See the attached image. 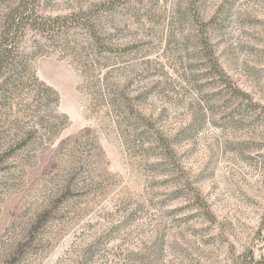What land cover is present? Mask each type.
Here are the masks:
<instances>
[{"label":"rangeland","instance_id":"1","mask_svg":"<svg viewBox=\"0 0 264 264\" xmlns=\"http://www.w3.org/2000/svg\"><path fill=\"white\" fill-rule=\"evenodd\" d=\"M180 1L40 0L39 22L74 21L27 29V70L0 90V264H245L264 252V0H206L205 16L226 9L222 79L188 53ZM14 2L0 0V29Z\"/></svg>","mask_w":264,"mask_h":264},{"label":"trees","instance_id":"2","mask_svg":"<svg viewBox=\"0 0 264 264\" xmlns=\"http://www.w3.org/2000/svg\"><path fill=\"white\" fill-rule=\"evenodd\" d=\"M178 9V17L180 22L189 25V32L185 35L186 42L191 49L190 55L195 56V60L204 61L209 69L210 74L214 77L225 78L224 71L217 56L215 34L217 33L218 21H224L226 9L224 3L218 5V9L212 16H205L206 0H182ZM40 4V0H15L14 6L9 10L6 20L0 29V90L4 93H14L11 76L23 73L27 70L25 65L26 56L20 52L19 45L26 34L27 29L43 31L44 28L59 32L67 30L73 24L74 18L55 17L53 19H45L38 21L37 12L35 11ZM105 11L112 10L110 1L101 2L97 5ZM104 11V12H105ZM96 13H93V15ZM68 19V20H67ZM92 21L91 17L81 19L79 24L87 30L90 39L96 45L101 43L102 27L100 28L97 18ZM79 21V20H78ZM96 23V24H95ZM219 29V28H218ZM228 79V78H226ZM229 80V79H228ZM233 93L239 92L232 89ZM53 102L57 105L59 99L55 92H51ZM49 102L50 100L47 99ZM264 216V215H263ZM264 230V218L262 223ZM264 241V236H263ZM91 253L86 251L85 257L90 258ZM84 257V258H85ZM15 259L12 263L15 264ZM245 264H264V252L259 257H245Z\"/></svg>","mask_w":264,"mask_h":264}]
</instances>
